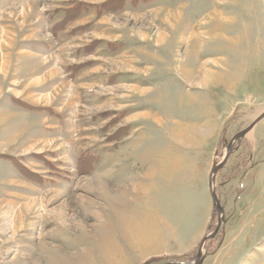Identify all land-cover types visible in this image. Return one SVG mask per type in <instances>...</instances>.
<instances>
[{"label":"rangeland","instance_id":"obj_1","mask_svg":"<svg viewBox=\"0 0 264 264\" xmlns=\"http://www.w3.org/2000/svg\"><path fill=\"white\" fill-rule=\"evenodd\" d=\"M263 114L264 0H0V264H264Z\"/></svg>","mask_w":264,"mask_h":264},{"label":"crops","instance_id":"obj_2","mask_svg":"<svg viewBox=\"0 0 264 264\" xmlns=\"http://www.w3.org/2000/svg\"><path fill=\"white\" fill-rule=\"evenodd\" d=\"M163 149L164 148H162L160 156L156 155L155 152L156 149L153 146V144L151 145L150 149H147L146 153H148V157L147 159L145 158L144 161L145 163H147L148 161L152 160L151 164L150 162H148V165L150 164L149 167L153 171L154 182L153 183L151 182V185L149 184L151 187L150 189H148L149 193L147 192L145 199L146 202L144 203H176L177 201L175 193L169 191V189H167L168 187L165 185L166 177L162 172L166 167L167 159L166 157L164 158L165 151ZM152 164H153V168H151ZM156 170H162V171L155 172ZM177 184L175 185L177 186ZM152 187L153 189H151ZM148 215L151 216L154 215L152 217L156 218L155 217L156 213L154 211H152V214L149 213ZM112 259H114V257Z\"/></svg>","mask_w":264,"mask_h":264},{"label":"water","instance_id":"obj_3","mask_svg":"<svg viewBox=\"0 0 264 264\" xmlns=\"http://www.w3.org/2000/svg\"><path fill=\"white\" fill-rule=\"evenodd\" d=\"M264 118V114L263 115H261L256 121H254L245 131H243L242 133H240V134H237L236 135V137L232 140V142L228 145V147H227V154H226V156H225V159L219 164V165H217L214 169H213V171H212V178H211V186H212V188L214 187V178H215V176H216V174L219 172V170L224 166V164H225V162L227 161V159H228V157H229V155H230V152H231V147H232V144H233V142L235 141V140H237V139H240V138H242V137H244L245 135H246V133L248 132V131H250L251 129H252V127L258 122V121H260L261 119H263ZM213 198H214V200H215V202H216V206H217V209H218V211H219V213H223V208H222V205H221V203H220V201H219V198H218V196L216 195V193H215V191H214V189H213ZM220 223H221V221H219V226H218V228L208 237V238H211V237H214L217 233H218V231H219V228H220ZM202 262H203V258H202V253L201 252H199V259H198V261L195 263V264H202ZM176 264H180V263H176Z\"/></svg>","mask_w":264,"mask_h":264},{"label":"bare ground","instance_id":"obj_4","mask_svg":"<svg viewBox=\"0 0 264 264\" xmlns=\"http://www.w3.org/2000/svg\"><path fill=\"white\" fill-rule=\"evenodd\" d=\"M210 77H211V75L210 74H208V72L206 73V76H205V82H207L206 84H208V83H211L210 82ZM209 81V82H208ZM213 82V81H212ZM105 190L107 191V193L109 192V193H113L112 194V196H109L110 198H111V201L110 202H113V203H124V201H125V199H124V197H122L121 195H118V197H116L115 195H114V190H112V189H110V188H106L105 187ZM121 197V199H119ZM113 200V201H112ZM9 206V205H8ZM9 209V208H8ZM8 211V210H7ZM19 218V217H18ZM127 221H125L123 224L125 225L127 222H129V220L128 219H126ZM139 226H140V223H139ZM17 228H18V224L17 223H14V226H13V231L14 232H16L17 231ZM139 228V227H138ZM13 233V232H12ZM14 235V234H13ZM139 233H137V234H133V236L136 238H139L138 240H140V239H142V238H144V233H143V235H139ZM19 236V235H18ZM64 258V257H63ZM66 263V262H65Z\"/></svg>","mask_w":264,"mask_h":264},{"label":"trees","instance_id":"obj_5","mask_svg":"<svg viewBox=\"0 0 264 264\" xmlns=\"http://www.w3.org/2000/svg\"><path fill=\"white\" fill-rule=\"evenodd\" d=\"M66 13H67V12H66ZM68 17H69V16H67V18H66V19H69Z\"/></svg>","mask_w":264,"mask_h":264}]
</instances>
